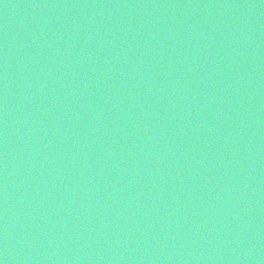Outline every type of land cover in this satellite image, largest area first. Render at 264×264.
I'll return each instance as SVG.
<instances>
[{
	"label": "water",
	"instance_id": "water-1",
	"mask_svg": "<svg viewBox=\"0 0 264 264\" xmlns=\"http://www.w3.org/2000/svg\"><path fill=\"white\" fill-rule=\"evenodd\" d=\"M0 264H264V0H0Z\"/></svg>",
	"mask_w": 264,
	"mask_h": 264
}]
</instances>
